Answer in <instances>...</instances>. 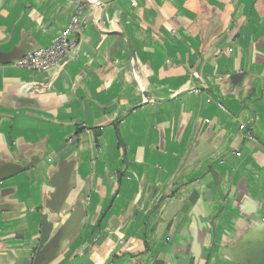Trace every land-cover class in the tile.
Masks as SVG:
<instances>
[{
    "label": "crops",
    "instance_id": "1",
    "mask_svg": "<svg viewBox=\"0 0 264 264\" xmlns=\"http://www.w3.org/2000/svg\"><path fill=\"white\" fill-rule=\"evenodd\" d=\"M75 15L64 66L16 65ZM0 54V166L32 165L0 183L3 264H33L61 161L85 219L51 264H236L264 224V0H0Z\"/></svg>",
    "mask_w": 264,
    "mask_h": 264
},
{
    "label": "water",
    "instance_id": "2",
    "mask_svg": "<svg viewBox=\"0 0 264 264\" xmlns=\"http://www.w3.org/2000/svg\"><path fill=\"white\" fill-rule=\"evenodd\" d=\"M69 1L87 6H102L114 3L117 0ZM24 57L25 55L18 60ZM12 60L6 54H0V64H9ZM31 166V164L26 166L10 164L0 166V183L28 170ZM73 171V162L61 161L57 173L52 178L51 185L55 190L46 202L48 213L43 214L42 217L40 243L34 254L33 264H51L57 260L84 222L85 209L83 201H79L72 211H65V206L72 189ZM177 213L178 210L175 207L171 209L166 215V222L170 223ZM50 215H55L56 219L51 220ZM260 238H262V247H264V224L256 229L247 231L236 246L227 253V256L233 259L236 264H247L246 258L240 255L245 248L254 246ZM3 263V259L0 257V264Z\"/></svg>",
    "mask_w": 264,
    "mask_h": 264
},
{
    "label": "built area",
    "instance_id": "3",
    "mask_svg": "<svg viewBox=\"0 0 264 264\" xmlns=\"http://www.w3.org/2000/svg\"><path fill=\"white\" fill-rule=\"evenodd\" d=\"M81 20L79 16L71 19L69 27L53 39L49 46L30 51L23 59L16 63L20 68L44 73L64 66L72 58L81 43ZM242 130H245L242 127Z\"/></svg>",
    "mask_w": 264,
    "mask_h": 264
},
{
    "label": "trees",
    "instance_id": "4",
    "mask_svg": "<svg viewBox=\"0 0 264 264\" xmlns=\"http://www.w3.org/2000/svg\"><path fill=\"white\" fill-rule=\"evenodd\" d=\"M79 132V131H78Z\"/></svg>",
    "mask_w": 264,
    "mask_h": 264
}]
</instances>
